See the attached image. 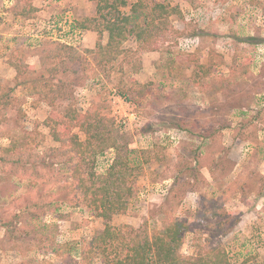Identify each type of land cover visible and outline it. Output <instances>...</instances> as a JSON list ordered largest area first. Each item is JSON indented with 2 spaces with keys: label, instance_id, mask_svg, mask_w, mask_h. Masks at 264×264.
I'll return each mask as SVG.
<instances>
[{
  "label": "rangeland",
  "instance_id": "374dc122",
  "mask_svg": "<svg viewBox=\"0 0 264 264\" xmlns=\"http://www.w3.org/2000/svg\"><path fill=\"white\" fill-rule=\"evenodd\" d=\"M60 1L33 0L38 12L26 18L18 0H0V157L15 143V155L34 162L0 160V264H105L92 247L104 220L73 172L51 162L61 145L49 119L69 106L103 113L129 144L133 194L113 217L126 237L179 218L191 230L184 257L222 245L233 264H264V0H157L182 16L152 49L130 37L114 59L88 52ZM86 10L85 19L97 15L96 6ZM56 39L76 51L52 57L47 41ZM215 86L222 91L209 93ZM114 158L113 149L98 156L95 171L105 175ZM46 162L52 169L42 170ZM124 254L116 243L110 257Z\"/></svg>",
  "mask_w": 264,
  "mask_h": 264
},
{
  "label": "trees",
  "instance_id": "16d2710c",
  "mask_svg": "<svg viewBox=\"0 0 264 264\" xmlns=\"http://www.w3.org/2000/svg\"><path fill=\"white\" fill-rule=\"evenodd\" d=\"M32 1L25 0L23 5L22 0H18V5H22L16 14L31 18L36 12ZM92 1L97 2V15L78 22L77 27L94 31L98 35L96 49L88 52L105 57L110 55L113 59L121 54L130 37H135L140 48L152 49L158 43L160 34L170 27V18L173 15L182 16L179 7L157 0H136L132 3L130 0ZM105 34L106 43L103 42ZM47 44L55 46L50 55L56 58L68 54L67 51H76L59 41L50 40ZM11 64L17 75L21 76L24 72L22 67L14 62ZM58 82L62 92L64 83ZM227 83L226 79L223 84ZM222 88L215 86L214 90L208 92L218 93ZM60 92L56 98H59ZM55 100L50 104L53 105ZM49 121L52 138L61 145L60 148L51 150L52 164L66 166L73 172L77 181V192L83 195L88 209L105 222L104 230L92 244L105 257V264H148L150 259L156 260L158 264H233L222 245H215L195 257H184L181 248L186 234L191 230L188 223L179 218L166 223L161 230L151 235L141 233L130 236L133 230L128 229L129 237H126L124 230L113 225V217L127 210V198L133 194L130 182L133 168L130 166L129 144L123 139H117L115 131H112L114 121L100 112L87 111L82 114L73 106H69L63 116L52 115ZM74 128H78L85 138L81 139L79 134L73 133ZM14 140L12 139V143ZM13 145L4 149L5 154L0 160L13 163L16 167L21 164L25 168L32 166V160L15 155V143ZM110 149L115 151V158L107 173L99 174L95 171L97 158ZM71 159L77 161L69 165L68 160L71 162ZM43 164L42 170L52 169L49 163ZM33 168L36 167L33 166L32 170ZM206 210L212 209L207 207ZM5 224L7 230L13 228L11 223ZM116 243L124 245L125 254L111 258L110 253Z\"/></svg>",
  "mask_w": 264,
  "mask_h": 264
},
{
  "label": "crops",
  "instance_id": "0c3cea01",
  "mask_svg": "<svg viewBox=\"0 0 264 264\" xmlns=\"http://www.w3.org/2000/svg\"><path fill=\"white\" fill-rule=\"evenodd\" d=\"M89 3V7H85L86 3ZM96 1H92V0H61L59 2L60 6L62 5V8H66V9H70L73 10L76 17H77V22L83 21V19H85V17H87V13L88 11L86 10L88 8V10H93V8L96 6V10H97V4L95 3ZM33 7L36 8V12H38V7L35 5V3L33 4ZM59 6V8H60ZM87 11V12H86ZM86 12V13H84ZM87 19V18H86ZM82 30V29H81ZM84 32V34L86 35V41H88L89 45L88 48L90 49H96V44H97V40H98V35L97 33H95L94 31L91 30H82ZM264 139V136L262 137ZM8 233V232H7Z\"/></svg>",
  "mask_w": 264,
  "mask_h": 264
},
{
  "label": "built area",
  "instance_id": "2783aa9c",
  "mask_svg": "<svg viewBox=\"0 0 264 264\" xmlns=\"http://www.w3.org/2000/svg\"><path fill=\"white\" fill-rule=\"evenodd\" d=\"M73 22V21H72ZM76 28V27H75ZM73 32H75V37L76 38H78V36L79 35H82L84 32L81 30V29H78V28H76V30H73ZM54 41V40H53ZM56 41H59V42H62L60 39H56ZM196 42V40L195 41H193V39H191V38H188V39H185V45H184V47L185 48H191V47H193L194 46V43ZM62 43H65V44H67V45H71L72 46V44H68V43H66V42H62ZM119 100V99H118ZM120 101V100H119ZM132 116H134V115H132ZM124 125H126L127 123V119H123L122 121H121Z\"/></svg>",
  "mask_w": 264,
  "mask_h": 264
}]
</instances>
